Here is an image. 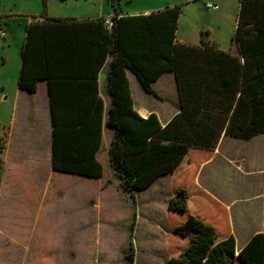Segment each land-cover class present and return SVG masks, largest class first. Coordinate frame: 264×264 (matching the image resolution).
<instances>
[{"label":"trees","instance_id":"trees-1","mask_svg":"<svg viewBox=\"0 0 264 264\" xmlns=\"http://www.w3.org/2000/svg\"><path fill=\"white\" fill-rule=\"evenodd\" d=\"M181 13V4L138 14H120L115 7L111 28L103 17L48 18L27 25L18 85L32 93L40 79L48 80L56 171L103 175L97 158L104 124L99 73L112 57L105 119L112 132L108 157L120 180L119 191L131 198L134 210L136 192L182 165L197 163L195 149H214L222 134L250 139L264 133V0H239L236 53L204 38L198 45L179 42ZM83 35L96 41L85 52L79 40ZM127 69L153 95L152 83L165 72L175 73L181 108L166 125L155 113L147 118L137 113ZM191 195L180 188L170 197L168 209L185 214ZM200 210L195 205L194 213L170 229L169 241L179 249L168 264H264V233L255 234L237 253L235 237L220 238L216 228L199 217ZM135 212L124 249L128 264L134 262ZM175 238L189 243L179 247Z\"/></svg>","mask_w":264,"mask_h":264},{"label":"crops","instance_id":"crops-1","mask_svg":"<svg viewBox=\"0 0 264 264\" xmlns=\"http://www.w3.org/2000/svg\"><path fill=\"white\" fill-rule=\"evenodd\" d=\"M94 1V6L99 7L98 13L68 19L86 21L102 17L112 18L115 7L120 14H138L124 12L120 5L114 4L110 10L105 0ZM208 3H216L219 8H208ZM184 5L182 13L184 10L186 17L183 18L181 13L176 31L179 42L198 45L204 38L208 42L216 43L222 50H231L234 53L238 51L233 44V36L237 26L239 3L238 11H234L230 4L227 6L224 1L219 3L218 0H187ZM0 16L2 25L7 23L6 16L1 11ZM48 18L54 17L40 15L29 20L27 25L31 22H43ZM13 39L14 36H11L9 41L12 43ZM79 40L83 46L81 50L85 52L90 50L95 37L83 35ZM111 59L109 56L99 73V90L104 101V124L102 142L97 152L103 175L98 178L60 172L53 168L54 123L48 80L40 79L37 89L32 93L22 91L19 85L15 90L10 100V115L0 119V264H61L68 261L65 253L60 254L64 249H59L65 243V224L70 225L74 240L83 238L84 245H90L96 241V209L99 204L101 206V200L94 198V192L97 189L106 191L113 187L114 195L111 198L116 203L120 202L115 195L120 193V180L110 167L108 157L112 132L105 123L111 103L107 88V72ZM127 77L134 108L140 116L147 118L155 113L164 126L180 111V94L173 71L165 72L152 83L157 95L148 93L132 70L127 69ZM262 135L264 133L249 140L259 139ZM236 140L239 139L222 134L214 149L194 150L197 163L182 165L174 173L158 177L148 188L137 191L135 195L147 191L152 194V202L165 198V225L168 231L182 223L190 213H194V206L199 205V217L213 225L220 238L234 236L239 253L255 234L264 233V164H256L258 149L264 148V144L258 142L246 145L248 151L242 153ZM249 162L251 165L245 170L243 165ZM60 174L71 175L80 185L79 197L70 219L67 220L65 214H59L56 207L63 196L62 187L58 183ZM232 175L234 181L230 185L226 178ZM242 175L261 178L241 181ZM108 182L111 184L105 187ZM183 187L192 194L189 210L185 214L172 212L168 209V201ZM132 207L134 210V205ZM164 235L165 240L173 237L171 233L168 235L165 232ZM174 241H181L185 246L189 243L188 239L175 238Z\"/></svg>","mask_w":264,"mask_h":264},{"label":"rangeland","instance_id":"rangeland-1","mask_svg":"<svg viewBox=\"0 0 264 264\" xmlns=\"http://www.w3.org/2000/svg\"><path fill=\"white\" fill-rule=\"evenodd\" d=\"M187 0H105L106 6L113 9L120 5L124 12L140 13L162 9L167 6L181 4L183 7ZM214 1V0H203ZM224 1L226 5L238 11L239 0ZM94 0H0V11L6 16L7 23L3 24L7 32L5 38L0 36V119L8 117L11 113V99L18 88V76L21 68V50L25 39V27L29 20L40 15L54 18H82L98 13L99 7L94 6ZM237 13V12H236ZM183 18L186 14L182 13ZM14 36L13 42L9 40ZM5 97H8L7 99ZM239 150L247 153L248 147L254 143L264 144V135L259 139H239ZM264 148L258 149L256 164L263 162ZM247 163L244 169H248ZM236 170V169H235ZM58 180L62 187L63 196L57 209L65 214V219H70L73 207L79 197L80 185L68 174H60ZM234 175L226 178L228 184H233ZM261 178V176H241V181ZM229 179V180H227ZM237 181V171H235ZM257 182V181H256ZM111 182L105 184V187ZM256 185V184H255ZM113 187L102 191L97 189L94 198L101 200L96 209V241L84 245L81 240H74L73 231L68 223L64 226L65 243L60 254L65 253L68 261L61 264H128L124 249L129 245V230L134 218L133 202L131 198L121 192L116 193L117 202L111 197L114 195ZM254 189V188H252ZM93 193V192H92ZM152 194L138 192L136 195L135 228L133 230L134 262L133 264H168L171 255L178 252V246L164 239V233L170 234L166 223V200L158 198L152 202ZM153 205V211H152ZM83 230V226H82ZM77 231L75 235H77ZM75 243V245H74ZM182 246L181 241L177 242ZM74 248V249H73Z\"/></svg>","mask_w":264,"mask_h":264},{"label":"built area","instance_id":"built-area-1","mask_svg":"<svg viewBox=\"0 0 264 264\" xmlns=\"http://www.w3.org/2000/svg\"><path fill=\"white\" fill-rule=\"evenodd\" d=\"M208 8H211L213 10H217L219 8V5L216 3H208ZM104 23L106 26H108L109 28H111L113 26V21L112 18H105L104 19ZM0 36L5 38L7 36V32L5 30V28L2 25V18L0 16Z\"/></svg>","mask_w":264,"mask_h":264}]
</instances>
